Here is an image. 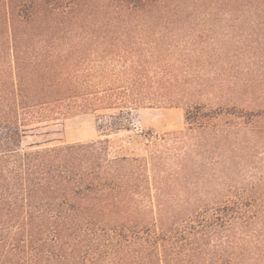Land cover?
Returning <instances> with one entry per match:
<instances>
[{"label":"trees","instance_id":"1","mask_svg":"<svg viewBox=\"0 0 264 264\" xmlns=\"http://www.w3.org/2000/svg\"><path fill=\"white\" fill-rule=\"evenodd\" d=\"M145 100L144 155L24 145ZM0 264H264V0H0Z\"/></svg>","mask_w":264,"mask_h":264},{"label":"rangeland","instance_id":"2","mask_svg":"<svg viewBox=\"0 0 264 264\" xmlns=\"http://www.w3.org/2000/svg\"><path fill=\"white\" fill-rule=\"evenodd\" d=\"M149 106L145 100L123 110L121 125H124V130L119 133L107 132L102 128L105 122L92 116L78 115L40 125L29 134L24 145L39 142L41 149L109 139L112 156H141L152 137L183 130L186 126L183 107L158 105L149 109Z\"/></svg>","mask_w":264,"mask_h":264}]
</instances>
